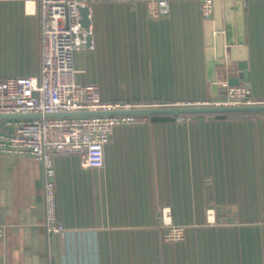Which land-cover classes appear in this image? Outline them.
I'll use <instances>...</instances> for the list:
<instances>
[{
	"label": "crops",
	"instance_id": "0c3cea01",
	"mask_svg": "<svg viewBox=\"0 0 264 264\" xmlns=\"http://www.w3.org/2000/svg\"><path fill=\"white\" fill-rule=\"evenodd\" d=\"M149 3L89 0L92 40L75 55L79 85L145 107L215 99L223 81L238 78L264 99V0L233 1L236 43L225 45L214 80L209 35L219 20L226 35L224 0L208 19L202 0H168L161 15ZM37 9L38 0H0V78L38 74ZM178 116L117 125L102 167L57 151L62 232L46 227L43 163L0 153V264H264V112ZM164 218L185 224V238L166 240Z\"/></svg>",
	"mask_w": 264,
	"mask_h": 264
},
{
	"label": "built area",
	"instance_id": "2783aa9c",
	"mask_svg": "<svg viewBox=\"0 0 264 264\" xmlns=\"http://www.w3.org/2000/svg\"><path fill=\"white\" fill-rule=\"evenodd\" d=\"M89 0H38L37 14L41 30V59L37 75H13L0 78V113L65 112L133 107L130 103L105 101L100 92L76 82L75 55L87 48L92 29L81 21L80 6ZM153 15L169 10L168 0H149ZM215 0H202V13L210 18ZM220 97L205 101H187L175 105H241L264 103L247 84L221 83ZM158 106V104H154ZM179 119L189 115H179ZM132 115H85L7 119L0 128V153L28 155L44 165L46 227L49 232H62L59 221L55 183L54 154L57 151L77 153L82 164L102 167L105 145L117 125L130 122ZM164 215L169 212L164 209ZM165 239L185 238L186 225L164 218ZM0 226V238L5 234Z\"/></svg>",
	"mask_w": 264,
	"mask_h": 264
},
{
	"label": "water",
	"instance_id": "95a60500",
	"mask_svg": "<svg viewBox=\"0 0 264 264\" xmlns=\"http://www.w3.org/2000/svg\"><path fill=\"white\" fill-rule=\"evenodd\" d=\"M233 1L234 0H224L225 7V37L222 36V33L219 31L223 30L220 20L215 24V29L218 30L216 33L212 31L211 35H209V42L211 44L217 45V53L216 55L212 53V56L209 57L208 60V72L211 80H214V75L216 72L217 65L222 64L224 62L223 57L226 54L225 45H231L236 43V38L234 34L235 24L233 17ZM237 3H240L241 0H236ZM220 0H215L216 5V16H218L220 12L219 7ZM81 10V21L82 24L89 28L91 24L90 18V7L86 5L80 6ZM240 14V10L238 11ZM238 14V16H240ZM221 18V16L217 17ZM240 18H242L240 16ZM216 19V21H217ZM240 28V26H239ZM213 29V28H212ZM240 32L243 30V26L239 29ZM240 43H244L245 39L243 34H240ZM92 40V36L88 37L87 44L90 45ZM223 41L224 45H223ZM233 50V49H232ZM233 59H235L234 51ZM248 69L246 66L242 67L241 77L246 74ZM230 84L236 85L240 83V79L231 78L229 80ZM215 95H217L218 86L216 83L213 84ZM237 112H250V113H258L264 112V103H253V104H241V105H161V106H133V107H120L115 109H100V110H71L65 112H50V113H0V119H23V118H42V117H56V116H85V115H148L153 117L158 114H166V115H199V114H218V113H237Z\"/></svg>",
	"mask_w": 264,
	"mask_h": 264
},
{
	"label": "trees",
	"instance_id": "16d2710c",
	"mask_svg": "<svg viewBox=\"0 0 264 264\" xmlns=\"http://www.w3.org/2000/svg\"><path fill=\"white\" fill-rule=\"evenodd\" d=\"M240 113H250V112L218 113V114H215V115L226 117V116H229V115H231V114H240ZM253 114H254V113H253Z\"/></svg>",
	"mask_w": 264,
	"mask_h": 264
},
{
	"label": "rangeland",
	"instance_id": "374dc122",
	"mask_svg": "<svg viewBox=\"0 0 264 264\" xmlns=\"http://www.w3.org/2000/svg\"><path fill=\"white\" fill-rule=\"evenodd\" d=\"M115 103H122V102L121 101H116ZM122 104H124V103H122ZM3 120L6 121L7 119H3Z\"/></svg>",
	"mask_w": 264,
	"mask_h": 264
}]
</instances>
